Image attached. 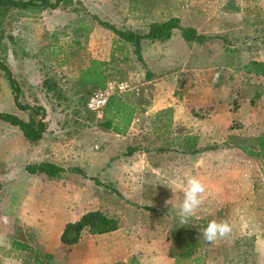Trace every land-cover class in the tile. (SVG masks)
<instances>
[{
	"label": "rangeland",
	"instance_id": "1",
	"mask_svg": "<svg viewBox=\"0 0 264 264\" xmlns=\"http://www.w3.org/2000/svg\"><path fill=\"white\" fill-rule=\"evenodd\" d=\"M222 3L223 9L219 6ZM236 7L243 8L241 20H236ZM1 16L2 58L22 89L36 91L42 99L43 92L37 90L43 75L54 78L64 95H51L61 106L60 115L66 122L83 119L84 125L99 128L100 133H86L77 139L70 133L60 136L56 143L46 137L29 142L17 126L0 120V264H172L168 249L173 228L194 243L205 264H264V228L262 232L259 228L264 221V148L259 147L264 139V73L249 70L253 69L249 61L264 62V0H74L55 9H9ZM169 17H179L183 26H193L212 37L202 43L185 40L189 47L181 42L179 30L174 32L173 43L145 40L142 54L160 75L183 69L176 94L182 98L193 87L192 66L199 69L205 84L209 80L205 69L211 66L216 67L214 75L210 72L215 86L223 79L231 83L225 99L229 100L228 107L222 117L218 116L220 126L213 127V136H204L200 144L217 145L216 150L194 156L170 142L174 135L171 127L165 125L156 131V124L140 115L124 136L101 127L103 117L86 107L93 90L87 91L78 81L80 71L91 59L109 57L103 60L108 63V80L128 83L127 90L118 95L137 106L146 105L150 83L143 81L149 66L145 68L136 60L130 45L120 49L118 37L98 21L120 30L145 32L150 22ZM241 25L244 29L237 31ZM189 51L196 57L190 62L186 57ZM111 53L113 62H109ZM24 56L26 60L19 66L15 57ZM239 100L251 104L239 106ZM198 103L188 101L186 107H198ZM15 107L0 71V111L15 113ZM216 108L213 115L219 110ZM191 113L195 117L192 122L174 129L183 133L204 121L208 125L210 115ZM221 121H228L227 126ZM226 131L227 138L219 140L220 133ZM67 145L83 147L81 166L59 162L67 170L49 181L45 175L25 170L29 163L47 161L54 147L62 159L72 161L66 156ZM128 147L136 150L128 155ZM163 147L167 150L160 151ZM70 150L74 156L75 151ZM145 151L149 155H144ZM189 176L206 185L205 199L189 224L180 226V185ZM92 177L111 183L119 193L95 183ZM91 209L118 218L120 227L92 241L84 239L74 248L55 239L53 225L59 212L65 219L69 215L78 218ZM212 220L229 222L232 234L207 243L201 232ZM15 241L27 243L32 250H19Z\"/></svg>",
	"mask_w": 264,
	"mask_h": 264
},
{
	"label": "trees",
	"instance_id": "2",
	"mask_svg": "<svg viewBox=\"0 0 264 264\" xmlns=\"http://www.w3.org/2000/svg\"><path fill=\"white\" fill-rule=\"evenodd\" d=\"M74 0H0V20H2L1 13L7 12V10L18 11L20 9H26L29 7L40 6L48 7L50 9H55L60 6V4L70 5ZM78 2V1H75ZM101 25L109 28L118 37L117 42L120 44V49L126 46L132 47V52L135 54L136 60H138L142 65L147 68L146 63L142 55V47L145 40L150 42L153 41H166L174 35L176 30L181 31V36L186 41H196L202 43L212 37L210 35L200 33L193 26H183L181 24V19L179 17H169L162 21H152L148 24V29L145 32H137L132 29H121L117 28L115 25L108 23L106 21L99 20ZM1 25V24H0ZM4 39V33L0 29V71H2L3 76L6 80V84L10 90V94L16 108L25 111L27 113V120L21 118L17 114L0 111V120L5 121L9 124L17 126L22 132L24 138L29 142H36L43 138L47 124L45 122L46 109L40 104H32L24 101V96L22 93V87L20 82L14 75L10 66L2 58V41ZM114 53H111L110 61H114ZM254 73H264L262 70V64L264 62H256L254 60L249 61ZM89 65L82 69L79 73V79L81 85L87 89V91H92L98 87H102L108 81V75L105 72V67L108 63L103 60L91 59ZM250 67V68H251ZM154 74L147 69L145 77L147 79L153 77ZM58 82L49 76H46L42 80V88L45 93L53 95L55 98H60L62 91ZM63 95V94H62ZM64 96V95H63ZM175 96L179 97L176 94ZM180 98V97H179ZM199 104V103H198ZM190 105L189 111L193 112L196 116L213 115L215 112V104L213 102L200 103L198 107H193ZM196 108V109H195ZM136 107L128 102L127 99L119 96L118 94L112 95L103 112V121L100 123L101 127L108 128L117 134H126L127 129H129L131 122L134 117ZM193 110V111H192ZM166 111H170L167 108ZM179 148L184 152L197 153L207 150H212L217 148V145H205L203 147H197L196 142H192L189 137L184 138L178 144ZM260 149L264 148V139L259 142ZM136 150L135 147H128L127 154H132ZM160 151H166L165 147L159 148ZM251 154H254L253 152ZM78 172L86 175V173L79 167H73ZM25 170L28 173H44L49 178H58L67 170L66 167L59 164H55L49 161H40L29 163L25 165ZM95 183L100 185H105L112 190L119 193L111 183H103L97 177H92ZM1 189V182H0ZM146 209L152 210V207L143 206ZM120 227V221L118 218L108 215L100 209H91L82 213L78 220L73 222H67L64 229L60 235V242L63 246L70 247L78 242L82 238L83 230H86L89 234H103L111 231H115ZM172 245L168 249V256L175 259L178 263H192V264H204L206 260L200 261V256L197 255L196 246L186 237H182L181 231L178 228H173L170 232ZM18 249H30L31 247L24 242H13ZM45 257L48 259L49 254ZM40 264V262H39Z\"/></svg>",
	"mask_w": 264,
	"mask_h": 264
},
{
	"label": "crops",
	"instance_id": "3",
	"mask_svg": "<svg viewBox=\"0 0 264 264\" xmlns=\"http://www.w3.org/2000/svg\"><path fill=\"white\" fill-rule=\"evenodd\" d=\"M223 4L224 3L219 5L221 9H223V6H224ZM236 6L238 7V4H236ZM237 7L235 8V12H237L236 20H241L243 17V8L242 7L237 8ZM224 11H225V13H228L229 9H225ZM237 27H239L237 29V31L239 29L240 30L244 29L243 25L237 26ZM173 36L174 35H172L171 38H169L167 41L172 42ZM180 38H182L181 35H180ZM181 42L183 44H186L185 46L189 45L184 39L181 40ZM158 56H160V53ZM26 57L27 56L18 57V58L15 57L19 66H21V62H24L26 60ZM186 57H187L189 62L193 59H196V57L192 51H191V53H190V51L187 52ZM108 58L109 57H100L99 60H108ZM143 58H144V62L146 63V65L148 64L147 67L149 66V70L154 74V76L149 78V79L146 78L143 81V83H145V84L150 83V88L146 89V91L148 92V95H149V102L146 105L139 104L138 106L133 101L130 102L132 105H134L136 107L135 112H134V117H133V120L131 123H134L135 119H137V117L139 115L143 116L145 119L149 118V122H154V124H156V127H157L156 131H158V130L162 131L164 129L165 125H166V127L172 128V134H174V135H172L173 138L170 139V142H172V140H173L174 144H179L181 141L184 140V138L190 136L191 141L192 142L195 141L196 146L200 147V144L202 143V139H205V138L210 139L213 136V134L210 130L213 127L220 126L219 125L220 122L217 123L218 122V116L222 117L223 116L222 114L224 113V108L228 107V101L229 100H225V99L227 98L228 89H230L229 86L231 83L229 81H227V79H223V81L221 83H219L218 86H215L211 81V73L210 72H213L212 74L214 75V70L216 67L211 66L208 69H205V71L208 72L206 74H207V77L209 78L207 84H205L203 81H201L200 74H198L199 69L197 70L196 66H192L191 71H192L193 77H195V78H193L194 85L191 89L187 90V93L182 98H179V97L175 96V90H176V87L178 85V80H179L178 76H179L180 72L183 71V69L182 70L180 69L177 72L175 71L176 74L169 72L165 75H160V71H157V67L155 68V66L151 65V63L148 62L145 55L143 56ZM174 59H176V57H174ZM151 62H153V61H151ZM193 63H195V62H193ZM18 71L22 72L21 70H18ZM45 77H46V75L45 76L43 75V79ZM39 87H40V89L37 90V93L43 92L42 93L43 94L42 99H41L40 95H39V97L36 96L37 95L36 91H34L35 93L34 92L30 93V90L22 89L23 90L22 93H23L24 99H26L27 102L32 103V104H34L33 102H35V104H40V105L44 106V108L46 109L45 122L47 124V128H46V132H45L43 137L51 138L50 140L53 143H56L55 141L61 139L60 136L70 135V133H73V134L75 133L73 135L74 139H77V137H79L81 135H85L86 133H93V136L100 133L99 128H96L94 126L89 127L88 125H84L83 119H79V122L76 121L75 119H71V122H69V121L66 122V120H67V119H65L66 117H63L60 115L61 114V112H60L61 106L58 105V103L54 100V98H52V96L50 94L45 93V91L42 88V81H41ZM201 89H204V90H201ZM25 90L27 92H25ZM27 93H28V95H27ZM31 101H33V102H31ZM188 101L200 102V103H207V102H211V101L216 102L218 104L216 109H219V110H217V113H215L216 115H210L209 119H207L208 125H206V121H204V123L203 122L199 123V124H202L201 126L195 127V128L190 129V130L183 131V133L182 132L180 133V131H178L174 128H178L182 124L185 125V124L189 123V121L192 122L194 120L193 118H195V117H193L191 111H189V109L186 107V103ZM246 102L251 104V102L249 100H242V101L239 100L238 104H239V106H241V105L244 106V105H246ZM239 106L237 107V109L242 111L243 108H240ZM167 108H170L169 112L166 111ZM21 113L22 114L24 113L23 116L20 115ZM14 114H17L21 118L27 120V113L25 111H22V110L15 107V113ZM204 120H206V118H204ZM221 122H222V125L224 127H226L228 124V121H221ZM181 134H183V135H181ZM123 136H124V134H123ZM204 136H205V138H204ZM226 138H227V131L225 134L220 133V135L218 137L219 140H225ZM52 142L50 143V145L52 144ZM173 147H174V145H173ZM201 147H203V146H201ZM51 148H53V145H51ZM64 148L67 151V154H66L67 158L68 159L71 158L72 161L67 160V159L64 160L60 157L59 154L54 152L55 150H57L56 147H54L53 153H51V152L49 153L50 157L47 161L53 162V163L59 164V165H61L59 162H62V163L73 162V164L81 166L82 161H83V147L76 146V145H75V147H73L72 145H67ZM70 149H73L75 151L74 156H72V154H70V152H71ZM207 151H211V150H207ZM207 151H203V152H207ZM203 152H198V153H203ZM198 153L192 154L189 152H185L186 155H193V156L195 154H198ZM144 155H149V152L145 151ZM61 166H63V165H61ZM35 174L45 175L44 173H35ZM35 174H33V175H35ZM45 176H47V175H45ZM47 178H48V181L53 179V178H49L48 176H47ZM62 216H63V213L59 212V215L56 216V218H55L56 223L53 225V233L52 234L54 235L55 239L57 238V240L60 239V235L64 229L65 224L67 222L76 221L80 217L79 216L78 218H74V217H71V215H69L71 218L68 217L67 219H65ZM259 228H261V232H262L263 228H264V221L259 224ZM111 232H108V233H111ZM103 234H107V233H103ZM101 235L102 234H89L86 230H83V233H82L83 239L80 242H83L84 239L87 241L88 240L92 241V240H94L93 238H95V236H101ZM50 241L52 242V240H50ZM80 242L74 244L73 248L76 247L77 245H79ZM170 258H172V257H170ZM172 259L174 260V262H172V264H182V263L176 262L174 258H172Z\"/></svg>",
	"mask_w": 264,
	"mask_h": 264
},
{
	"label": "clouds",
	"instance_id": "4",
	"mask_svg": "<svg viewBox=\"0 0 264 264\" xmlns=\"http://www.w3.org/2000/svg\"><path fill=\"white\" fill-rule=\"evenodd\" d=\"M217 79L218 76L214 78V82ZM180 188L183 192V200L179 205L177 216L179 225L187 226L190 220L197 215L204 203L206 185L201 179L189 176L181 183ZM171 190L173 192L172 188ZM165 204H169V201H166ZM232 231L233 229L229 222L212 220L201 232V236L207 243H216L219 240L228 238L232 234Z\"/></svg>",
	"mask_w": 264,
	"mask_h": 264
},
{
	"label": "built area",
	"instance_id": "5",
	"mask_svg": "<svg viewBox=\"0 0 264 264\" xmlns=\"http://www.w3.org/2000/svg\"><path fill=\"white\" fill-rule=\"evenodd\" d=\"M128 83L125 81L116 82L108 80L104 86L94 89L87 101V109L96 116L102 117L104 108L112 95L120 94L127 90Z\"/></svg>",
	"mask_w": 264,
	"mask_h": 264
}]
</instances>
